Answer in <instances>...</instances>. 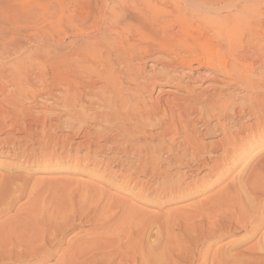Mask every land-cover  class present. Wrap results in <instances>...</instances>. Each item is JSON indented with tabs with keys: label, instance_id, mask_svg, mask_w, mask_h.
<instances>
[{
	"label": "bare ground",
	"instance_id": "bare-ground-1",
	"mask_svg": "<svg viewBox=\"0 0 264 264\" xmlns=\"http://www.w3.org/2000/svg\"><path fill=\"white\" fill-rule=\"evenodd\" d=\"M88 2L58 3L59 47L54 81L60 97L54 100L60 110L54 124L44 118L50 108L44 109L45 115L38 113L44 116L36 117L30 115V107L25 109L23 102L37 98L36 90L28 92L30 88L37 89L35 80L41 81L45 98L51 95L53 86L49 85L46 71L41 73L39 69L42 75L33 79L15 69L12 78L6 79L0 64V94L4 95L8 86L15 88L13 95L0 99V170L12 169L15 173L21 172V167L35 165L43 172L68 171L70 162H88V154L98 152L108 155L107 160L104 162L101 157L91 164L99 169L117 168L115 176L125 187H139L148 196L158 194L169 205L192 200L221 183L236 163L250 155L236 153L244 140L253 144L247 145L249 151L264 150V75H257L256 80L248 75L254 69L246 59L253 54L247 57L246 48L237 57L230 55L233 44L227 35L234 31L232 11L193 23L188 12H170L159 0H125L115 3L116 9L112 6L100 12L98 8V12L95 8L97 14L93 6L90 10ZM196 3L197 0L193 4L201 6ZM233 5L227 2L220 9ZM85 25L90 26L91 32ZM229 46L230 50L223 54V47ZM15 50L14 61L22 54L20 43ZM151 61L161 64L163 72H145L146 62ZM201 69L222 75L229 88L239 89L240 94L253 91L254 95L234 97L231 91L223 94L213 87L196 93L185 85L184 79ZM159 86L165 87V92L177 90L185 94L165 93L164 102L154 100L152 95ZM4 104L15 108L10 110ZM87 109L98 115L86 114ZM48 115L54 120L55 114ZM252 119L256 120L254 125L246 123ZM89 122L99 125V130H86ZM52 128L60 136L49 132L47 136L46 130ZM21 132L24 135L17 136ZM35 134L39 137L35 138ZM45 137L47 141H43ZM198 137L215 139L204 144ZM29 146L33 148L27 150ZM21 147L25 149L20 152ZM72 147L86 151L81 161L68 152ZM54 148L60 152L56 154ZM6 160L11 163L4 167ZM254 167L247 177L238 175L232 189L226 185L210 201L192 205L196 213L191 204L188 207L194 214H189L190 210L173 211L180 213L181 221H176L178 216L172 212L158 217L138 213L87 186L82 189L79 185L74 190V184L59 183L58 179L38 182L33 178L32 184L35 183L28 193L27 176H0L1 219L15 209L17 201L27 200L26 205L12 211L15 214L11 219L6 220L8 216L0 223V264H47L51 260L54 264H207L202 247L212 237H235L240 233L245 236L241 240L236 237L237 241L233 239L227 248L214 253L210 264H264V158ZM201 175L194 182H185ZM58 190H64V195ZM84 226L87 232L77 231L75 237L64 242L70 231ZM253 239V245L238 250Z\"/></svg>",
	"mask_w": 264,
	"mask_h": 264
},
{
	"label": "rangeland",
	"instance_id": "rangeland-1",
	"mask_svg": "<svg viewBox=\"0 0 264 264\" xmlns=\"http://www.w3.org/2000/svg\"><path fill=\"white\" fill-rule=\"evenodd\" d=\"M87 1L88 0H84L85 5H87ZM122 1H125V0H105V1L104 0H89L88 3L90 4V10L91 11H93L92 10V6H93L94 9L99 8L100 12H101L103 10L108 11L107 9L112 7V6L116 9L117 7H116L115 3L118 4ZM159 2H161L162 5L165 8H167V10L169 9L168 11H170V12H176V13L188 12V14L190 15L189 17L193 20V23H202L203 21L206 22L207 20L214 18L215 14H217V15L218 14L219 15L220 14L221 15L228 14L229 15V13L232 11L230 14V16L232 15V17H230V18H232L234 20V22H233L234 25H231L234 31L231 32V33H233V35L231 33H229L230 35L228 34L227 36H228V38H230L229 41H231V43L233 45H236V44L237 45L234 47L233 45L230 44L231 48H230V46L227 48L223 47L224 50H222V53L225 54L227 52V50L230 48V49H232L230 51L231 52L230 55H232V56L235 55L234 57H237V55L239 56L241 54V50L246 48V50H244V51H245V55L247 57H251L249 55L253 54L251 58L246 59L248 64L251 65V68L254 69L253 70L254 73L253 72L248 73V75L249 76L251 75L250 77L252 79L253 78L255 79L257 77V75L259 77L261 75H264V0H231V1L225 0L223 2L222 1L217 2L214 0H205V1L197 0V3L201 4V6H197V5L193 4L195 2V0H159ZM227 2H231L232 4H234L233 7L229 8V9H220V8H222L221 6H223ZM58 3H59V0H0V33L2 32L0 34V43H1L0 48L2 49V53L0 54V56H1L0 57L1 58L0 64H2L3 68H4L3 75H5L4 77L6 79H11L12 76L14 75L12 71L16 69L21 74L28 73L30 75V77L32 76L31 78L34 79L37 75H39L40 72L43 73V71H46L47 77L49 79V85H51L50 87L53 86L52 92H51L52 96L50 95L48 97L49 99L50 98L51 99L49 100L48 98H45V94L41 93V92H43V91H41V88H43L41 81L35 80L34 82H36L35 85H36L37 89L38 88H40V89L37 90L35 87L33 89L30 88V89H28V92L33 93L34 90H36L35 92H37V94L36 93L35 94H36L37 98L35 99V101L30 100V102H29V100L25 99L23 102H24V108L25 109L27 107H30V109H31L30 115H32V116L34 115L36 117H38V116L40 117L42 114H44V112L46 110L47 111L49 110L48 113L45 112V114H46V115L44 114L45 116L44 115H42V116H44V118H46L48 121L51 120L52 124L55 123L54 121L57 117V112H59V110H60V108H59V110H57L58 107H60V105L58 104L57 101H55L60 97V93H59L58 88L55 85L56 81H54V80H56V77H57V74L55 72V65H56V60L58 58L57 54H55V53H57V51H58L56 48L59 47V44H58L59 43L58 42L59 36H56V35H59ZM94 3H96V4H94ZM92 4H94L95 7ZM174 6L177 8V10H175L176 8ZM198 7H200V8H198ZM180 8H181V10H180ZM97 9H95V14H97ZM99 9H98V12H99ZM199 19H202V21H200ZM88 25H89V23H88ZM88 25H85L84 28L89 30L87 32H91V28L89 29L90 26H88ZM193 25H195V24H193ZM252 33H253V36H252ZM20 34H22V35L20 36ZM16 36H18V38ZM49 39L51 42H49ZM15 40L17 42H15ZM40 40H41V42H40ZM14 42L16 44L20 43V50L19 51L22 52V54L16 59V61H14V59H13L15 52H16V50H15L16 44ZM250 42H251V45H250ZM40 43L43 44L45 47L44 46L42 47V45ZM241 43H242V45H241ZM39 44L42 48H39L40 47ZM254 44H257L256 45L257 49L254 48V46H255ZM3 45L5 46V48L4 47L2 48ZM29 47H30V49H29ZM236 47L238 48V50L235 49ZM6 48H7L8 52L6 51ZM49 49L50 50L54 49V50L48 51ZM251 50H253V52L255 50H257V51H255L253 53ZM5 51H6V54L4 53ZM232 51H234L235 54ZM46 53H47V55H46ZM52 53H54V54L52 55ZM31 55L33 56V58H35V56H38V59L35 58L33 60ZM2 57H3V60H2ZM226 57L230 58L228 55ZM47 58H48V60H47ZM11 60H13L14 62ZM4 61H5V63H4ZM31 61H32V63H31ZM30 63H31V65H30ZM10 67H12V68H10ZM13 67H14V69H13ZM36 69H38V70H36ZM159 69L160 70L162 69L161 64L158 65V63H155L153 61L146 62L145 72H148V73H157L158 71L163 72V70L160 71ZM199 71L195 72L193 74V76L188 77V78L186 77L184 79L185 82L187 81L185 85H188L196 93H198L202 90L210 89L213 87L214 89L218 88L217 90L220 89V91H222L223 94H227L231 91L230 93L232 95L234 94L235 95L234 97H237V96L241 97L243 94H244L243 96H249V95L253 96L254 95L253 91L246 92V94H245V92H243V93L241 92V94H240L239 89L236 90L237 88H235V89L229 88V86L227 85L228 80H226L222 75L220 77V74H218L216 72L210 71V74H209L206 70H203V69H201ZM11 73H12V75H11ZM213 74L216 77L213 76ZM216 74H218V75H216ZM13 78H15V77H13ZM51 78H53V79H51ZM212 78L220 79L222 81L220 83L219 82L216 83L212 80ZM223 79H224V82H223ZM184 81H183V84L185 83ZM225 81H226V83H225ZM14 89L15 88L13 86H8L5 90V94L4 95L0 94V99H2L4 96L13 95ZM165 89H166L165 87L159 86L156 89V91L153 93L152 98L154 100L159 98L160 101L164 102L165 97L167 96L165 93H170V94L174 93V95H177V96L185 94L184 92L182 94V91L177 92V90L176 91L174 90L171 92H165ZM158 90H160V91H158ZM177 93H179V94H177ZM53 94H54V96H53ZM171 96L172 95H170V97ZM54 98H55V100H54ZM4 105H5L4 106L5 108L8 107V109H10V110H12L11 108H15V106L14 105L12 106V104H8V105L4 104ZM17 108H20V107H17ZM41 108H43V109H41ZM46 108H50L51 110L46 109ZM44 109H46V110H44ZM19 110H21V108L18 109V111ZM42 110H44V111H42ZM36 111H37V114H36ZM34 112H35V114H33ZM39 112H42V114L38 115ZM88 112H90L89 114L93 113L91 110L90 111L88 109L85 110L86 114H88ZM49 113H50V115L55 114V115H53V117L51 116L54 120H52L50 118V116L48 115ZM94 115L97 116L98 114H94ZM94 115L92 114L93 117H94ZM242 119H240V120H242ZM252 120H250L246 123L249 125H254V122L256 123V120L255 119L253 121ZM242 121L245 122V119H243ZM99 128H100L99 125L89 122L88 126H86L85 129L88 130L90 133H95L96 131L99 130ZM53 130H55V129L52 128V129L46 130L47 136L49 133L53 134L54 137L56 136V133H57V136H60L61 133L56 132V131L54 132ZM37 134L40 136V132H38ZM37 134H35V136H37L35 138L39 137ZM22 135H24L23 132H21L17 136H22ZM47 139L48 138L45 137L43 141H47ZM214 139H215L214 137H208V138L198 137V141L201 143H204V144L205 143L209 144L212 141H214ZM74 140H75L74 142L78 141V139H74ZM39 141H40V138L38 140V143H40ZM240 144L238 145L239 149L236 150V153L237 154L239 153L240 155L241 154H243V155H247V154L249 155L250 154V155L248 156L247 159H243V162L236 163L234 165V167L229 171V173H228L229 175L226 178H224V180L221 183L217 184L216 186H213L209 190L207 189L208 191L205 190L204 192L199 194V196H197V197L195 196L194 198H192V200L190 199V200L183 201V202H174V203H170L169 205L165 204L163 202L165 200L161 199L162 196H160L158 194H154V196H148L147 194L145 195L144 192L141 193L139 191V187L133 188L132 185H127L128 187L127 186L125 187L120 182V179L118 177H116L118 175H116L117 173L114 170H117V168L104 169V167H103V168L99 169V167L91 164V163H93V160H95V159L97 161H100L101 157H102V160L104 159V162H105V160H107V157L105 158V156H108V155L98 153V152L97 153H90V154H88V157H86L87 159L89 158L88 162H87L86 160H82V158H81L82 156L86 155V151L81 150V149L80 150L76 149L75 147H72L70 150H68V152L70 153V155L76 154L78 156V158H80V159H78V161L82 160L83 162L82 161L77 162V160L75 162H72V163L70 162L69 163L70 167H69L68 171H65V169H62V170H55L53 172H46V171L43 172V171H38L36 169L37 167H35V165L34 166L31 165V166L21 167V172L16 171L15 173L13 172L12 169L10 171H7L8 169L5 171L0 170V174L3 173L0 176L6 177L7 175L11 176V175H17V174H18V176H20V174H21L20 177H24V176L26 177L27 176L26 179L29 178V181H28V185L26 186L27 187L26 192L33 189L32 185L36 181L35 178L37 179V181L41 180L40 182H46V181L53 182L55 179H58L57 182L59 180H61V181H59V183L67 182V184L68 183H71V185L74 184L72 186V188L74 190L76 189V186H79V185H81L80 187L82 189H84V187L87 186L88 188H90L94 191L100 190V192L105 195L106 199L120 203L126 208H133L138 213L143 212L146 214H153V215L158 217V216H163L165 213L168 214L170 212L175 214L174 212L176 210H182L181 212H183V211L185 212V210H187V211L190 210V211H188L189 214H190V212H193L191 214H194V211L196 213V209L193 206L196 207V205H198L197 202H199V201L203 202L204 200L210 201L212 196L213 197L216 196L220 191H222L227 186L231 187V189H232V186L235 184V182H237L235 179L238 178V175H240L242 178L247 177L246 174L248 175V173L251 172L255 168L254 166H257V164L261 161V159L264 158V150H261L262 148L257 149L256 148L257 146H255V148L257 150L253 148L254 150L253 149L251 150V151H253V153L251 154V151H249L248 146L253 145V144L250 140H244ZM9 146H10L9 144L6 145L5 149H7V147H9ZM51 146H53V144ZM53 147H55V146H53ZM32 148L33 147L30 148V146H29L27 150H29V149L31 150ZM24 149H25L24 147H21L19 151L21 152V150H24ZM34 149H35L34 153L37 155L38 151L36 148H34ZM54 149H55L56 154H58L60 152L59 149H57V148H54ZM251 155H253V156H251ZM90 159H92L91 162L89 161ZM7 162L5 163L7 165L4 167H7L11 163L9 161H7ZM82 163H83L84 167L82 166ZM88 163H90V164H88ZM75 165H78V166L75 167ZM93 167L95 168V170ZM87 168H89L90 170ZM96 168H97V170H96ZM26 170L30 171V173H28V175L25 173ZM100 170L101 171L104 170V171L101 172ZM91 171H93V173ZM32 172H34V173H32ZM94 172H95V174H94ZM91 173H92V175L90 176ZM98 173H100V174H98ZM38 176H40V177H38ZM201 177H202V175L197 176L195 178H189V179H186L185 182L186 183L188 181H189L188 183H190V181L194 182L195 180H197L198 178H201ZM32 179L35 180V181H33V184H32ZM141 179L143 181L146 180L143 178H141ZM55 182H56V180H55ZM28 187H29V190H28ZM58 191H59L58 192L59 194L63 193L61 195H64V192H65L64 190H63V192L61 190H58ZM66 194H65V196H66ZM209 198H210V200H209ZM24 199H26V198H24ZM26 202H27V200H26ZM26 202L23 199H21V200H19V202L18 201L16 202L14 207L16 206L17 209H20L21 205L23 207L24 204L25 205L27 204ZM188 204L189 205L191 204L190 207L193 205L191 208H193L194 211H192V209L190 207H188ZM184 205H185V207L187 206V208H185ZM16 207H15V209H16ZM15 209L13 208L10 211V213L7 214V217L9 216L8 218L6 217V215L4 217H2L3 220L0 218V223L3 222L5 218H7L6 220H8L11 216L13 217L16 210H17V209L15 210ZM12 211H15V212H12ZM178 214L180 215V213H178ZM179 215H176V214L174 215V216H178V217H175L176 219L174 218L176 221H181L180 220L181 217ZM215 215H218V213ZM191 219H193V217ZM86 229H87V226H84V227L76 228L75 230L70 231L65 236V238L63 239L64 242L68 241V239L70 240L73 237H75L77 231L83 230L84 232H87L88 230H86ZM155 232L157 233L156 228L154 227V233ZM240 234H242V233H240ZM240 234L235 235V237L234 236H228V237H224V238L212 237L210 239L211 241H209V243H207L205 246L202 247V249L204 248V251H205V253H204V251H202V254L204 253L207 256V264H210V259L212 258V255H214V253H216L217 251L223 250L224 246H225L224 248H227V245L230 242H234V240H236L238 237H239L238 239H240V237L242 238L243 236H245V233H243V235H240ZM256 239L255 240L253 239L248 244H245L244 246H241L239 249L238 248L237 249L240 250V249H243V248L248 247L250 245H253L256 242ZM62 248H64V246H62ZM237 249L235 251H238ZM52 262H53L52 260L48 261L47 264H51ZM52 264H54V262Z\"/></svg>",
	"mask_w": 264,
	"mask_h": 264
}]
</instances>
